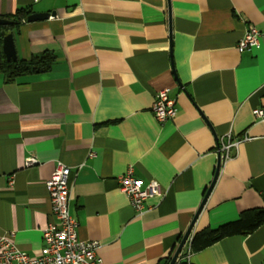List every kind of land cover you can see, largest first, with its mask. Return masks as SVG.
I'll return each instance as SVG.
<instances>
[{
  "label": "crops",
  "instance_id": "0c3cea01",
  "mask_svg": "<svg viewBox=\"0 0 264 264\" xmlns=\"http://www.w3.org/2000/svg\"><path fill=\"white\" fill-rule=\"evenodd\" d=\"M27 7L54 15L0 33L11 31L17 60L55 61L12 83L0 74V237L40 255L55 222L45 184L61 162L77 238L97 242L103 264H168L230 137L236 148L174 264H264V222L189 252L194 233L264 209V119L252 114L264 107V39L237 48L249 25L264 29V0H0V17ZM162 89L176 115L159 126ZM129 166L163 194L141 214L118 188Z\"/></svg>",
  "mask_w": 264,
  "mask_h": 264
},
{
  "label": "built area",
  "instance_id": "2783aa9c",
  "mask_svg": "<svg viewBox=\"0 0 264 264\" xmlns=\"http://www.w3.org/2000/svg\"><path fill=\"white\" fill-rule=\"evenodd\" d=\"M264 39V29L260 30L249 25L237 42L239 51L251 50L260 45ZM151 113L155 122L162 126L172 120L176 115L175 101L169 97L167 89L159 90L151 106ZM258 120L264 119V107L252 111ZM237 143L227 137V143L222 145L221 162L231 158V151ZM27 165L35 163L30 158ZM71 171L61 162H57L49 180L45 186L51 206V212L55 219L42 230L43 248L39 256H31L23 252L15 245L12 234L0 237V264H103V260L97 254L98 243L95 241H80L77 238V221L70 214V184ZM119 190L127 197L130 206L137 214L143 212L144 203L149 199H162L160 186L150 181L143 185L142 181L133 175L132 167L117 177Z\"/></svg>",
  "mask_w": 264,
  "mask_h": 264
},
{
  "label": "trees",
  "instance_id": "16d2710c",
  "mask_svg": "<svg viewBox=\"0 0 264 264\" xmlns=\"http://www.w3.org/2000/svg\"><path fill=\"white\" fill-rule=\"evenodd\" d=\"M31 14L30 8H21L11 16L5 18L11 19L14 24L10 27L14 28L20 24L21 20ZM8 27H0V31ZM1 46V38H0ZM55 61V56L50 52H42L32 56L27 60H16L15 62L5 60V57L0 60V74L5 78L6 83H12L17 78L28 75L46 73L50 71L51 66ZM264 222V209H251L240 213L237 218L231 222L225 223L217 228H205L194 233L191 236L189 243V252L196 253L205 248L217 243L218 241L234 237L247 236L253 233Z\"/></svg>",
  "mask_w": 264,
  "mask_h": 264
},
{
  "label": "water",
  "instance_id": "95a60500",
  "mask_svg": "<svg viewBox=\"0 0 264 264\" xmlns=\"http://www.w3.org/2000/svg\"><path fill=\"white\" fill-rule=\"evenodd\" d=\"M53 15H54L53 12H51V13H33V14H30L26 18V20L28 23H31V22H36V21L48 19L49 17H53ZM13 24H14L13 21L0 17V26H11ZM0 35L2 37V53L5 57V60L7 62H9V61L15 62L17 60V58H16V53H15V48H14L13 37H12L11 31L10 30L2 31L0 33ZM220 164H221V157H220V153L218 152L213 179H212L210 185L208 186V188H207V190L203 196V199H202L197 211L195 212V215H194L189 227L187 228L186 232L184 233L181 241L179 242L177 248L175 249L173 255L171 256L168 264H174L176 262L184 244L186 243V241L189 240L188 237L190 235L192 227H193L198 215L200 214V212H201V210L205 204V201H206L207 197L209 196V194H210V192H211V190L215 184V181L218 177Z\"/></svg>",
  "mask_w": 264,
  "mask_h": 264
}]
</instances>
